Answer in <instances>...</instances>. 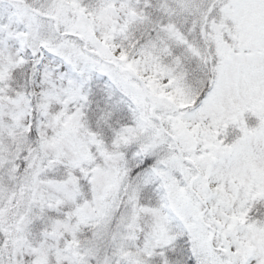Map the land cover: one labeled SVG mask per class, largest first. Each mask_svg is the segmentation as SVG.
Here are the masks:
<instances>
[{"label": "snow or ice", "instance_id": "1", "mask_svg": "<svg viewBox=\"0 0 264 264\" xmlns=\"http://www.w3.org/2000/svg\"><path fill=\"white\" fill-rule=\"evenodd\" d=\"M0 264H264V0H0Z\"/></svg>", "mask_w": 264, "mask_h": 264}]
</instances>
